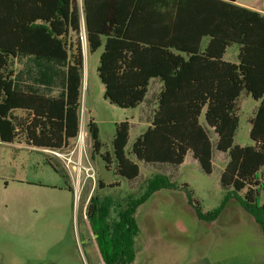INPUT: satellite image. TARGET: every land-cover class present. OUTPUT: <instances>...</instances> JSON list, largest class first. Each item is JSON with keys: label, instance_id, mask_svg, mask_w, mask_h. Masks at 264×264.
<instances>
[{"label": "trees", "instance_id": "16d2710c", "mask_svg": "<svg viewBox=\"0 0 264 264\" xmlns=\"http://www.w3.org/2000/svg\"><path fill=\"white\" fill-rule=\"evenodd\" d=\"M82 16L89 52L102 49L98 72L105 99L136 108L151 81L162 82L153 120L130 154L146 163L182 165L192 152L212 174L214 143L204 117L218 136L216 149L230 157L222 185L233 190L264 236V14L237 0H83L82 7L79 0H0V141L61 151L78 137ZM233 44L240 47L238 63L225 60ZM19 54L64 62L65 93L51 97L16 88ZM243 92L259 102L251 119L253 145L245 147L235 144ZM88 126L100 154V129L94 121ZM130 133L128 120L116 124L113 155L102 158L108 170L133 180L141 169L126 151ZM169 187L168 177L154 175L126 198L92 195L86 218L105 264L134 263L136 213L156 191ZM98 188L108 187L99 180Z\"/></svg>", "mask_w": 264, "mask_h": 264}, {"label": "rangeland", "instance_id": "374dc122", "mask_svg": "<svg viewBox=\"0 0 264 264\" xmlns=\"http://www.w3.org/2000/svg\"><path fill=\"white\" fill-rule=\"evenodd\" d=\"M259 2L264 7V0ZM239 48L238 44L229 47L225 60L238 63ZM85 51L80 126V131L86 134L84 154L79 155L77 140L67 149L55 151L59 155L25 142L21 146L17 142L0 143V264H83L79 236L92 195L126 198L144 188L154 175L168 177L172 187L156 191L139 207L136 219L142 230L149 235L159 234L167 247L180 253V259L186 260L188 255L193 264H264L261 228L244 210L233 190L222 185L221 174L230 157L216 149L218 136L207 126L204 117L203 124L214 143L212 174L205 172L192 152L182 165L138 160L130 153L153 120L162 82L151 81L142 105L120 108L104 97L105 87L98 72L102 49L91 53L86 46ZM45 70L46 78L56 82L57 95L66 85L64 62L25 54L16 58L18 76H39ZM258 106L259 102L251 95L242 93L238 101L240 123L236 145H253L251 119ZM126 120L131 123L126 151L141 169L139 177L133 180L117 175L114 169L108 170L102 158L107 152L113 155L116 124ZM90 121L100 129L103 144L100 154L94 150ZM99 180L108 188L99 190ZM72 183L79 188L72 187L73 192L69 194ZM116 183L120 187L111 189ZM260 204L264 205V190ZM159 230L163 232L158 233ZM153 243L156 248L158 241ZM156 254L151 253L155 260Z\"/></svg>", "mask_w": 264, "mask_h": 264}, {"label": "crops", "instance_id": "0c3cea01", "mask_svg": "<svg viewBox=\"0 0 264 264\" xmlns=\"http://www.w3.org/2000/svg\"><path fill=\"white\" fill-rule=\"evenodd\" d=\"M237 3L240 6H243L245 8H249L255 11H259L264 14V7L262 6L261 2H259V0H237ZM86 46L88 49V45ZM86 46L83 45V54H84V83L83 85L85 84V73H86L85 72L86 54H87L86 53L87 50L85 51ZM35 66H42V64H39V65L35 64ZM47 76H48L47 70H45V73L39 74V76H28V75L18 76L16 72V75L14 78V84L16 88H18L19 90L25 91V92H33V93H38L41 95L51 96V97H61L65 93V90H66L65 86H62V89L59 91V93L55 95L56 82L54 79L46 78ZM161 88L159 89L158 95L161 91ZM149 91H150V88H149ZM150 124L151 122L147 124V128L150 126ZM75 140H77V138ZM0 143H5V142L0 141ZM16 144L21 146L24 143L21 142V143H16ZM34 148L43 150V151L51 150V149L38 148V147H34ZM213 165H214V162H213ZM72 187L79 188V187L74 186V184L72 183V186L71 185L69 186V190H70L68 191L69 194L73 192ZM61 191L64 192V190L62 189ZM86 220L87 218L85 215V220L83 221L84 222L83 232L79 236V248L83 252L84 264H105L100 254V251H99V248L96 242V237L93 235L90 223L89 221H86ZM139 228H140V234L136 240V259L133 264H193V261L191 260V258L188 257V255L187 257H185L186 260L180 259L181 258L180 253L176 252L175 249L172 247H167L165 240L160 239L159 234L158 236L155 234L149 235L145 229L142 230L140 225H139ZM161 232L163 231H160V230L158 231V233H161ZM168 233L172 234L171 231ZM156 240L158 241V245L155 248V245L153 242H155ZM153 252L154 254L157 253L156 260L154 256L151 255V253ZM182 261H184V263H182Z\"/></svg>", "mask_w": 264, "mask_h": 264}, {"label": "built area", "instance_id": "2783aa9c", "mask_svg": "<svg viewBox=\"0 0 264 264\" xmlns=\"http://www.w3.org/2000/svg\"><path fill=\"white\" fill-rule=\"evenodd\" d=\"M82 2L80 3V6L82 7ZM80 36H81V42L82 45H88L87 44V31H86V23L84 20V17L82 16L81 19V32H80ZM86 141V134L83 131H80L78 137H77V148L79 150V155L81 156L82 154H84V143ZM56 150H53L52 152L55 153L56 155H59L58 152H55ZM78 165V164H77ZM79 167H81L80 165H78Z\"/></svg>", "mask_w": 264, "mask_h": 264}, {"label": "water", "instance_id": "95a60500", "mask_svg": "<svg viewBox=\"0 0 264 264\" xmlns=\"http://www.w3.org/2000/svg\"><path fill=\"white\" fill-rule=\"evenodd\" d=\"M121 262H122V259L121 260H119L116 264H121Z\"/></svg>", "mask_w": 264, "mask_h": 264}]
</instances>
